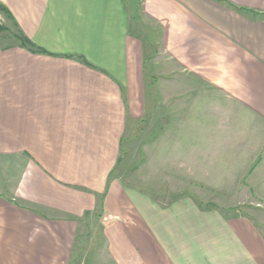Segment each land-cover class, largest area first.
<instances>
[{
    "label": "crops",
    "instance_id": "obj_1",
    "mask_svg": "<svg viewBox=\"0 0 264 264\" xmlns=\"http://www.w3.org/2000/svg\"><path fill=\"white\" fill-rule=\"evenodd\" d=\"M0 3L33 45L0 39V264H264L252 216L161 204L113 176L154 101L203 188L264 202V0ZM160 56L176 77L152 74L151 98ZM87 218L100 253L79 242Z\"/></svg>",
    "mask_w": 264,
    "mask_h": 264
},
{
    "label": "rangeland",
    "instance_id": "obj_2",
    "mask_svg": "<svg viewBox=\"0 0 264 264\" xmlns=\"http://www.w3.org/2000/svg\"><path fill=\"white\" fill-rule=\"evenodd\" d=\"M143 24L150 26V28L153 27L147 20H144ZM6 27L8 30L2 33L3 36L12 37L18 33L15 26L10 22L6 24ZM151 40L154 41V39ZM7 43H12V41H7ZM157 61L156 67H152L151 73L149 72L147 79L148 88L153 83L152 74L155 75L156 79L160 78L166 83L171 77H176L170 74L171 69L174 68L166 59L160 56ZM164 81L161 83H165ZM149 89L151 98H153L154 88L151 86ZM161 92L162 103L168 106L170 103V92L163 90ZM153 104L154 101H151L145 121L133 122L127 126L122 143L120 163H118L113 176L118 178L128 191L142 193L156 201H160L161 204H168L178 197L191 195L197 199V203L203 208L217 209L228 215L252 216L264 229V202L257 200L260 197L254 196L250 198L249 195H246L247 189L245 188H242V192L239 193H232L230 191L231 188H222L225 189L224 191H218L214 188H203L201 185L202 172L194 170L196 166L192 163H187L185 155L178 154L175 156L173 153L174 149L171 147L177 149L180 146L183 147L182 143L184 140L171 142L169 138L168 107H166V113H163L166 108H157V113L161 114L157 116H161L160 118L155 116ZM155 119L157 121L163 120L162 122H156ZM175 143H178V145H175ZM7 165L0 160V175L11 174L12 170L6 169ZM94 224V220L85 219L84 225L89 228L86 229L85 234L81 235L79 242L83 244L82 247L92 246L94 252L100 253L103 246L101 234L97 232L95 236L89 234V232H92L90 227L94 226ZM75 259L77 261H74ZM75 259L73 264H77L80 261L78 256Z\"/></svg>",
    "mask_w": 264,
    "mask_h": 264
},
{
    "label": "trees",
    "instance_id": "obj_3",
    "mask_svg": "<svg viewBox=\"0 0 264 264\" xmlns=\"http://www.w3.org/2000/svg\"><path fill=\"white\" fill-rule=\"evenodd\" d=\"M0 13L7 20H11V14L9 13L8 9L4 5H2L1 3H0ZM14 26L16 27V25H14ZM6 30H8V28L6 27V24H4V23L0 24V39H3V41L4 40L12 41V43L18 42L22 47H24L28 50L33 49V45L31 43V41L23 33H21L20 30L18 31L17 34L13 35L12 37H10V36L6 37V36L2 35V33ZM119 163H120V159H119Z\"/></svg>",
    "mask_w": 264,
    "mask_h": 264
}]
</instances>
